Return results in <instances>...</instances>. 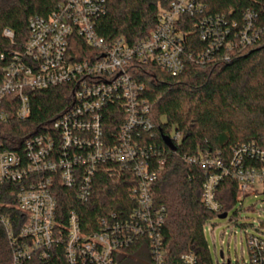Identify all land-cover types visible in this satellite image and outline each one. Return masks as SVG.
<instances>
[{
	"label": "built area",
	"instance_id": "built-area-1",
	"mask_svg": "<svg viewBox=\"0 0 264 264\" xmlns=\"http://www.w3.org/2000/svg\"><path fill=\"white\" fill-rule=\"evenodd\" d=\"M54 1L48 15L28 19L23 41H16L11 29L2 31L6 43L0 53V125L12 117H29L30 92L64 84L74 87L73 107L53 123L51 131L28 138L22 152L5 148L0 130V188L17 186L16 207L25 218L16 233L0 204V224L10 241L14 264H25L36 255L46 259L47 251L57 244L63 245L66 264H120L118 255L137 245L148 247L153 264H163L166 209L155 206L153 190L167 153L147 141L155 138L156 126L135 73L140 66L154 64L172 76L181 74L189 37L186 27L206 43L205 52L190 56L191 61L205 65L220 56L230 62L235 53L261 42L264 21L254 8L236 19L232 12L207 15L201 0H169L160 7L157 27L147 39L134 45L124 39L107 44L97 33L107 0ZM113 108L116 134L108 133L106 123L107 111ZM169 138L175 144L180 134ZM182 160L204 173L202 203L218 218L229 215L217 201L224 179L237 182L240 202L264 193V147L255 143L233 149L231 159L220 151H206ZM100 172L112 179L134 180L132 213L103 218L100 230L91 234L82 231L75 211L66 225L58 227L55 184L75 190L78 199L86 202ZM246 244L249 259L242 264H264V238L247 234ZM181 264L199 263L193 253H187Z\"/></svg>",
	"mask_w": 264,
	"mask_h": 264
},
{
	"label": "trees",
	"instance_id": "trees-1",
	"mask_svg": "<svg viewBox=\"0 0 264 264\" xmlns=\"http://www.w3.org/2000/svg\"><path fill=\"white\" fill-rule=\"evenodd\" d=\"M201 2L207 6V15L232 12V17L239 19L247 8H254L264 21V0ZM168 3L169 0H107V13L99 20L97 33L107 44L124 39L134 45L147 39L156 29L160 7ZM54 6V0H1L0 53L6 43L2 37L5 28L11 29L16 41L21 42L28 33V19L34 15L46 16ZM184 31L189 32V37L184 45L186 61L181 74L172 76L149 64L138 67L135 76L144 86V98L150 102V117L156 126L155 138L147 137V141L156 143L167 153L166 164L153 190L155 206L166 209L162 231L163 264H181V257L187 253H193L199 264H215L204 234L206 224L216 217L202 203L204 173L184 163L182 158L220 151L226 159H231L233 149L242 144L264 147V36L255 47L235 53L230 62L217 56L201 65L189 57L204 53L206 43L192 27ZM73 95L74 87L69 84L30 92L29 117L25 120L12 117L8 123L0 125L4 147L22 152L28 138L51 131L53 123L73 107ZM107 112L108 133L116 134L118 124L111 116L116 110ZM173 130L180 134V141L171 152L163 137H170ZM128 178L112 179L103 172L98 173L92 196L86 202L78 199L75 190L57 182L53 189L57 199L56 225L62 228L68 223L69 214L75 211L82 231L91 234L99 231L101 220L113 213L128 217L135 208L134 180ZM0 189L1 213L10 218L18 233L25 221L16 207L18 188L7 184ZM238 195L237 182L224 179L217 192L223 212L229 213L235 207ZM47 252L48 258L36 255L25 264H66L62 244L52 246ZM117 259L120 264H153L145 245L127 249ZM0 264H14L13 251L2 224ZM224 264L232 263L228 260ZM237 264L242 263L237 261Z\"/></svg>",
	"mask_w": 264,
	"mask_h": 264
},
{
	"label": "rangeland",
	"instance_id": "rangeland-1",
	"mask_svg": "<svg viewBox=\"0 0 264 264\" xmlns=\"http://www.w3.org/2000/svg\"><path fill=\"white\" fill-rule=\"evenodd\" d=\"M172 135H175L174 130ZM204 234L215 264H224L228 260L237 264V261L248 260L247 234L264 238V193L238 201L227 219L214 217L209 220Z\"/></svg>",
	"mask_w": 264,
	"mask_h": 264
},
{
	"label": "water",
	"instance_id": "water-1",
	"mask_svg": "<svg viewBox=\"0 0 264 264\" xmlns=\"http://www.w3.org/2000/svg\"><path fill=\"white\" fill-rule=\"evenodd\" d=\"M163 141L165 143V145L170 148L171 150L175 151L176 147L173 144V142L171 141V139L169 137L164 136L163 137ZM220 219H226L227 218V214H223L219 217ZM221 257L223 258V253H221Z\"/></svg>",
	"mask_w": 264,
	"mask_h": 264
}]
</instances>
